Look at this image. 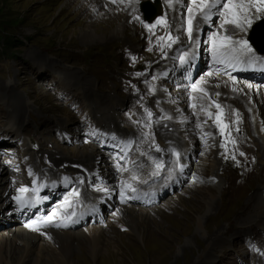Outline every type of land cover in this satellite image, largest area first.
Segmentation results:
<instances>
[{"label": "rangeland", "instance_id": "obj_1", "mask_svg": "<svg viewBox=\"0 0 264 264\" xmlns=\"http://www.w3.org/2000/svg\"><path fill=\"white\" fill-rule=\"evenodd\" d=\"M167 1L169 3V0H158V11L150 22L155 24V19L165 12L162 17L166 18L167 26H163L161 37H165L169 32L173 37H176L175 31L170 27L173 19H170L169 7L167 11L163 9L161 13L162 5ZM88 2L90 0H0V170L3 172L0 173V187L10 184L9 174L16 184L25 183L28 180L21 165L22 155L25 156L26 151L36 157L34 166L41 167L42 172L45 173L46 182L51 184L59 176L58 170H56L57 164L68 174L70 172L77 174L78 169L71 167L68 163L77 162V158L83 156L82 154L90 147L84 146L85 141L89 140L93 145L98 146L100 153H109L110 148L115 150L117 143L104 136L96 124L105 125L110 130H112V125H116L122 134H126L123 132L127 131L126 135L131 136V143L125 146L129 156H126L127 153L123 155L119 163L123 164L131 159L141 160L144 163L153 164L157 171L155 163H153V161H157L163 164L160 170L171 167L174 171L175 159L184 158V155L176 150L174 153H179V158L174 153H170L172 159L166 162V158L170 157L165 156L162 151L156 150L157 145L162 149L161 144L158 143V137L163 133L159 129L161 126H169L170 118L166 110H163L160 104L161 99L157 96L158 91L155 92L154 88L160 85L161 89L167 90L171 94L170 102L174 106L181 107L180 103L184 101L183 97L179 98L181 101L177 99V89L184 84L181 74L178 73L173 81L161 79L157 83V69L165 65L167 54L170 51V48L167 47V40L159 44L157 41L155 44L156 40H159L156 35L153 36L152 41L147 40L144 36L139 37L137 27L145 28L144 23H148L145 20L141 3L155 5L156 1L140 0L137 7L134 5L135 0H116V2L103 0V4L91 0V3L86 6ZM128 2L133 3L132 8H125L124 4H128ZM181 4L179 18L181 17L182 23L185 24L189 15L187 7L190 5V0H181ZM105 5L114 11V20L108 17L112 11ZM216 16H218L217 12ZM134 17H139V19ZM128 19L131 21L125 23V20ZM217 20L214 18L207 22L209 25H213V22H217ZM185 27L183 33L186 35L189 49L191 40L188 38ZM263 27L264 24L260 20L255 21L252 28L248 29L247 40L252 45L254 52L256 51L253 46L255 40L258 43L264 42ZM88 29L93 33L91 38L93 42L91 43L84 41L86 38L83 34ZM144 30L146 31V28ZM158 30L159 28H157ZM200 41L198 63L195 70L199 76L202 68L208 66L207 56L204 52L209 46L205 38ZM257 56L261 55L257 54ZM62 77H67L73 82L76 80L80 85L64 84L67 81ZM183 77L186 79L185 75ZM84 82L86 83L84 84ZM90 83L93 84V89H91L92 86H89ZM82 84L87 92H84L85 88ZM64 85L71 86V89H65ZM79 86L82 87L83 93L74 90H79ZM263 86L264 81L259 80L257 89L260 92L257 96L258 98L261 96V98H259L258 110L264 115ZM201 96L196 94L193 98L195 107H189L194 123L196 119H199L198 109L207 108L206 115L209 119L217 112L215 107L217 103L206 106L207 101L204 102V97ZM94 97H97V101L93 100L96 102L97 109L92 110L93 115L88 117L90 107L88 104ZM109 97L113 98L115 102L112 105L111 117H101L98 109L103 104L110 105L109 102V104L106 102V98ZM150 101L154 103L149 104ZM219 105L222 106V104ZM182 110L186 113L185 108ZM187 111L189 110L187 109ZM245 111L246 113L251 112ZM148 112L152 113L151 117ZM209 113L212 115L209 116ZM11 118L18 123L16 124L18 137L23 140L26 146L25 150L18 146L14 132L5 128V123ZM53 121L59 122L58 125L53 124ZM207 127L212 134L219 131L212 124H207ZM114 131L117 132V130ZM177 140L180 142L179 138ZM102 142H105L109 147L101 146ZM182 147L184 153H187V158H184L185 164L188 161L183 172L179 170V166L176 169L177 172L183 174L179 175L176 181L177 184H181L182 189L177 190L178 192L176 191L173 195L172 188H165L164 199L144 208L152 220L147 229L151 235L149 249L153 248L160 252L159 259L156 261L140 260L135 264H199L200 260L196 263L194 261L202 250H206V246L203 244L206 239L202 238L204 231L202 232L196 225H193L191 232L182 233L184 226L188 223L187 219L191 217V208L186 205L180 207L175 200L177 198L183 201L192 199L190 203L195 206L201 205L198 199L194 198V200L191 198L193 196L188 194L192 182L188 183V178L194 174L198 180L195 185L203 186L201 194L210 191L208 193H212L214 196L213 205L209 211L204 210L205 212L201 213L202 221L206 222V232L212 234L217 232L219 237H224L228 243L221 250L214 249V260L210 264H251V258L260 257L264 251L260 249V246H264L262 238L264 232L255 228L251 223V229L246 231L240 216H233L235 205L239 201L237 195L230 202V205L233 206L232 209L224 210L220 205V193L226 186H231V182L234 183V180L228 183L225 179L219 178L218 190L205 183V178L209 179V173L205 172L208 168L211 169L213 160L206 157L210 154V150L205 145L204 134L198 133V130L195 129L192 134V148L188 150L191 146L187 145ZM219 149L220 141L216 146L217 154ZM100 156L102 157V154ZM102 158L104 159V157ZM2 161L6 162L5 166L9 171L2 166ZM251 162L252 160L250 166L246 167L247 172L245 167L243 168L242 178L251 176L252 168L257 171L259 165L255 161L252 165ZM214 163H218V160H215ZM144 167L145 170L149 168L147 165ZM99 170L102 169L99 168ZM121 173L124 174L123 171ZM142 175L144 179L149 177L148 172L145 171ZM73 176L70 180H74ZM161 177L162 173L155 175L158 184L161 182ZM78 184L80 187L85 186L83 177L79 178ZM170 185L174 187L176 184H169V187ZM71 187V182L67 187L60 186V195H66ZM55 189L56 187L45 184L39 196L42 194V197L45 193L55 191ZM259 190L255 189L254 193H260L261 190ZM127 193L130 197V192ZM7 196L8 194L4 196L0 191L1 236L13 232L14 228H19H11V225L7 223L15 222L12 219H7L12 208V203L6 204ZM54 200L43 199L45 209L50 208V204L55 205ZM40 205L42 204L40 203ZM111 206L112 203L104 198L100 216L107 217L105 216L106 210ZM38 219L40 218L38 217ZM126 235L129 242L143 248L141 242L132 234L126 232ZM101 256L99 254L94 260L89 258V263L98 264L96 262Z\"/></svg>", "mask_w": 264, "mask_h": 264}, {"label": "bare ground", "instance_id": "obj_2", "mask_svg": "<svg viewBox=\"0 0 264 264\" xmlns=\"http://www.w3.org/2000/svg\"><path fill=\"white\" fill-rule=\"evenodd\" d=\"M102 1L103 0H96L98 4H103ZM90 3L91 0L86 3V6ZM137 4L138 3L135 0L134 5L136 7ZM105 6L107 8L109 7L108 5ZM124 6L129 9L133 7V3L131 4L128 2V4H124ZM156 6L159 8V5ZM181 6V0H171V3H168L167 1L161 8L162 13L163 9L167 11V8L169 7V15H171L170 19H173V21L171 20L170 27L175 31V36L179 39L169 47L170 51L167 54L165 65L157 69V83H159L161 79L173 81L178 73L181 74L184 79V84L177 89V99L181 101L179 98L183 97L184 101L183 103H180L181 107L174 106V104L170 102L171 94H169L167 90L161 89V87H159L160 85L154 88L155 92L158 91L157 96L161 99L160 104L163 107V110H166L170 118V125L161 126L159 129L163 134L158 137V143L161 144L162 152L165 156L170 157L166 158L167 162L172 159L170 153H174L176 150H179L181 155H184V158H187V153H184L182 146H191L188 150L192 148V134H194L195 129L198 130V133L201 132L202 135L204 134L205 145L210 150V154L206 157L209 160H213L211 161V169L208 168L205 172L209 173V179L204 177L205 183L209 187L218 190L220 185L219 178L225 179L228 183L234 180V183L231 182V186H226L220 193V205L223 206L224 210L232 209L233 206L230 205V202L232 198L237 195L239 201L235 205L233 216H240L246 231L251 229V223L255 228L261 229L264 232V115L259 113L258 110V105L260 104L259 98H261V96L259 98L257 96L260 92V90L257 89V83L259 80L252 81L251 79H242L241 77H236L237 75L228 74V71L230 70L229 66H231V64L238 63L241 65H247L249 62L255 61L252 58L253 55L259 58L256 60H260L262 55L259 53L258 49L254 47L256 51L253 54H249L247 60H245L243 55H239L237 59L232 60L231 64L227 62H215L212 55L211 40L209 39L212 34L217 33L220 36H231L233 40L247 39V35L249 34L248 29H236L231 25L227 26L226 30L220 28L221 18L216 16L217 10H213L212 18L209 21L214 20V18L220 20H217V22L214 21L213 25H209L207 21H203L200 17H197L193 21L194 33L192 34L190 47L188 49L186 35L183 33L185 24L182 23L181 17L179 18ZM109 8L111 9L110 11H112V8ZM144 10L145 8L142 6L143 13ZM164 13L165 12H163L160 17H162ZM114 15V11H112L108 17L114 20ZM154 17L151 16L150 18L153 19ZM130 21L131 19H128L127 21L125 20V23ZM137 28L139 31V37L144 36L149 41H152L151 39L154 35H156L157 38L163 35V26L161 25L153 27L151 31L148 29L145 31V28L142 27ZM157 28H159L158 31ZM83 36L86 38L84 40L85 42H93L91 40L93 33H91L89 29L85 31ZM262 36L264 37V33ZM202 38H205L206 41H208L207 44H209L204 52L205 56H207L208 66L202 68L201 75L199 76L195 70L198 63V51L201 44L200 40ZM197 40L199 41V44L196 43ZM157 41L158 44L163 43V41L156 40L155 44ZM260 43L264 44V42L261 41L258 44ZM237 47L239 46L237 45ZM257 54L261 56H257ZM181 56L185 57L186 62L181 63ZM209 73H211V75H209ZM183 75L187 78L185 79ZM62 78L67 81V83L64 84H69L71 86L73 84L80 85L76 80L73 82L68 80L67 77ZM85 83L86 82H84V84ZM193 83L197 84L198 87L206 89L210 94L211 99L209 100L208 97H204L201 92H194L192 90ZM84 84L82 85L85 88ZM92 85V83L89 84V86ZM217 85H219V87H217ZM71 86L64 85V88L71 89ZM79 88V90H74L83 93L82 87L79 86ZM93 88L94 87L92 86L91 89ZM148 91L150 92V90ZM84 92H87L86 88ZM217 92L220 93L219 96L216 95ZM196 94L204 97L203 101H207L205 104L206 106L217 103L222 104L221 109H217V112L214 113L210 119L206 115L207 108L204 107V109H198L197 116L199 119H196L195 115L196 120L194 123L193 115L189 107L195 105L193 98ZM190 97L192 99H190ZM106 99V102H109L110 105L103 104L99 107L98 111L101 114V117L105 116L106 118H110L112 105L115 102L111 97ZM93 100L97 101V97L90 99V103L88 104V106H90L88 117L93 115L92 110L97 109L95 106L96 102ZM153 103V101H150L149 104ZM182 108H185L186 113H184L183 110L181 111ZM244 108L251 112L246 113ZM187 109L189 111H187ZM218 112L221 113L223 123L227 125L225 128V135L223 136L215 122L216 114ZM52 123L58 125L59 122L53 121ZM16 124L18 123L11 118L10 121L8 120L7 123H5V128L14 132V135L18 140V146L25 150L26 146L23 140L18 137ZM207 124H212L219 131L212 134L209 131ZM96 125L102 131L104 136L117 143V145H115L116 148L115 150L110 148L111 151L109 150V153H100L98 146L93 145L89 140L88 142L85 141L84 146L90 147L82 154L83 156L77 158V162L68 163L71 167L73 166L78 169L76 171L78 175L73 172L68 174V172L60 169L57 164L56 170H58L59 176L55 182L51 184L49 182L47 183L44 176L45 173L42 172L41 167L34 166L37 160L35 159L36 157H33L28 151H26L25 156L22 155L21 162L28 180L25 183L21 182L16 184L8 173L10 184L2 185L0 191L4 196L8 194L6 204L12 203V208L10 210L11 214L7 219H12L15 222L7 223L11 225V228H19H14L13 232L6 233L2 236L0 235V264H90L89 258L94 260L99 254L102 256L98 258L96 262L98 264H135V262H140V260L156 261L159 259L158 256L160 255V252L153 248H151V250L149 249L151 246V235L147 229L152 220L144 209L156 203L149 205L142 204L140 206L139 204L134 205V203L131 202L132 198H129L128 193H126V197L122 201L119 196L121 181L132 184V186L137 189L136 193L129 191L130 197L141 194L150 195L159 192L163 193L164 188H172L174 195L177 190L180 191L182 189L181 184H177L176 181L177 178H179V175L183 174L177 172L176 169L179 164L186 166L188 161L186 160L187 163L185 164L184 158L181 157L179 163H177L178 160L175 159L174 171H172L171 167L159 170L158 174L162 173V177L160 178L161 182L158 184L155 180V175H153V173L156 172L153 164L144 163L141 160L135 161V159H129L130 161H125L123 164L119 163L123 155H126L128 152L125 149V146H128V142L131 141V136L126 135L127 131L123 132L126 134H122L116 128V125H112V130L107 129L106 126L102 124ZM114 130H117V132ZM177 138L180 139V142H178ZM219 141L220 149L217 154L216 146L219 144ZM221 144H225L226 147H221ZM99 153L102 154L104 159ZM241 153H243V155H241ZM126 156H129V154L127 153ZM215 160H218V163H214ZM251 160L252 165L253 161H255L259 167L257 171H254V168H252L253 173L251 176L248 175L249 177L242 178L241 175L243 168L245 167L244 169H246L247 172L246 167L250 166L249 164ZM5 164L6 162L2 161V166L9 171ZM145 165L149 167L146 170L144 167ZM99 168L102 170H99ZM121 171H123L124 174H122ZM144 171L149 174V177L146 179H144L142 175ZM0 173L3 172L0 170ZM29 173H31V175ZM72 175H74V180H70ZM194 175L188 178V183L192 181L190 185L191 189L188 194L193 196L191 198L198 199V202H200L201 205H193L190 203L192 199H186L187 201H183L177 198L175 200L180 207L186 205V207L191 208V217L190 219H187L188 223L186 222L187 224L184 226L182 233L187 234L191 232L193 225H196L202 230V232L204 231V237L202 238L206 239L203 243L206 246V250H202L194 263L200 260L199 264H210L214 260V249L221 250L224 245L228 243L224 237H219L217 232L214 234L206 232V222L204 223V221H202L203 218H201V213L205 212L204 210L209 211L210 207L213 205L214 196L212 193H208L210 191L201 194L203 186L201 187L199 184L195 185L198 180ZM133 176H136L135 180L132 179ZM81 177H83V183L85 184L83 187H80L78 184L79 178ZM239 177L241 178L238 180ZM152 178L154 179L153 181L151 180ZM69 182L72 184L71 189H69L66 195H60V186L67 187ZM45 184L53 186L54 188L56 187V189L55 191L45 193L41 197L42 194L40 196L39 194L41 190L44 189ZM169 184L176 185L174 187L170 185L169 187ZM20 187H27L29 189V191L24 194L27 200H38L42 204L34 210V215H31L28 210L19 213V206L12 197L19 195L16 189ZM105 189L107 191H105ZM255 189H260L261 192L254 193ZM74 190L79 193L78 196L73 194ZM158 195L159 197L162 196V194ZM56 196L59 198L55 199L54 197ZM104 198L112 203V206L106 210L105 216L107 217L100 216V213L102 212L101 204L103 203ZM43 199H50L51 201L55 199L53 201L55 202V205L50 204V208L45 209L46 206L42 201ZM4 200L6 199L4 198ZM66 200L70 202L67 206L65 205ZM160 201L161 200H158L157 203ZM130 206L138 208H131ZM53 209L57 212V216L54 220L60 222L61 226L57 227L55 223L49 224L44 222V225L38 227L37 230L25 227L26 224H30L32 221H42L41 218ZM73 212H75L76 215L71 217L70 220H60V218L65 215L71 216ZM81 213H83V215H81ZM38 217H40V219H38ZM0 220H2L1 217ZM92 220L94 222H92ZM216 229L218 230V228ZM126 232L132 234L137 240H139L143 248L137 247L129 242ZM262 238L264 240V234ZM260 249L263 251L264 246H260ZM251 264H264V251L260 254V257H252Z\"/></svg>", "mask_w": 264, "mask_h": 264}, {"label": "snow or ice", "instance_id": "obj_3", "mask_svg": "<svg viewBox=\"0 0 264 264\" xmlns=\"http://www.w3.org/2000/svg\"><path fill=\"white\" fill-rule=\"evenodd\" d=\"M113 2H116V0H113ZM137 3H139V0H136ZM169 3H171V0H169ZM213 10H217L218 16L221 18V24L220 28L225 29L227 26L231 25L236 29L246 30L252 28V25L255 21H260L264 19V0H190V5L187 7L188 12V18L185 21L186 27L185 31L187 32V35L189 37V40L192 39V32H193V21L200 17L203 21H209L212 18ZM136 19H139V17H134ZM147 18L145 17V20ZM143 22V21H142ZM161 25V26H167V21L165 17H160L155 19V24H152L151 22L144 23V27L151 31L153 27ZM160 41L167 40V47H171L172 43H175L178 41V37H173L171 33H166L165 37H158ZM209 39L211 40L212 44V55L213 59L217 63H232V60L237 59L239 55H243L245 60L248 59L249 54L254 53V49L251 44H249L247 39L242 40H233L231 36H220L217 33L212 34ZM197 44H199V41H196ZM237 45L239 47H237ZM151 50V49H149ZM253 60L259 59L258 57H255L253 55ZM133 60H135V57H133ZM181 63L186 62L185 57H180ZM139 75V74H138ZM211 75V73H209ZM155 78V77H154ZM219 87V85H217ZM192 90L194 92H201L204 97H208L209 100L210 94L207 92L206 89L198 87L197 84H192ZM217 96L220 95L219 92L216 93ZM203 98V97H202ZM190 99H192L190 97ZM192 107H195V105H191ZM217 109H221V105L216 104L215 105ZM203 107V106H201ZM147 111V110H146ZM149 117H151L152 113L148 112ZM209 116L212 115V113L208 114ZM216 125L219 128L221 135H225V128L227 125H225L221 119V113L218 112L216 114ZM115 139V137H114ZM129 144L131 141L128 142ZM221 147H226L225 144H221ZM157 151H162V149L159 148V146H156ZM177 158H179V153H174ZM243 155V153H241ZM234 159V157H233ZM155 163L157 171L153 173V175H157L159 170L163 167V164L161 162L153 161ZM179 163V160L177 161ZM184 165L179 164V170L183 172ZM31 175V173H29ZM171 176V173H170ZM133 180L136 179V176L132 177ZM17 193L19 195H15L12 197V199L16 202V204L19 206L20 209L25 208H31L35 207V205L39 202L38 200H27L25 198V193L29 191L27 187H20L16 189ZM105 191H107L105 189ZM136 193L137 189L132 186V184H129L125 181H121L120 185V192L119 196L121 200L123 201L126 197L127 192ZM74 195H79L78 192L74 190ZM129 198H135V197H129ZM69 201H65V205H69ZM76 215L75 212L71 214V216H63L60 218V220L67 221L70 220L71 217H74ZM83 215V213H81ZM57 216V212L55 209H53L51 212H49L47 215L43 216L41 220L45 223H55L57 227L61 226L60 222H57L54 220V218ZM74 222V221H73ZM38 221H32L30 224H26L25 227L32 228V230H37L34 225H37ZM66 226V225H64Z\"/></svg>", "mask_w": 264, "mask_h": 264}, {"label": "water", "instance_id": "obj_4", "mask_svg": "<svg viewBox=\"0 0 264 264\" xmlns=\"http://www.w3.org/2000/svg\"><path fill=\"white\" fill-rule=\"evenodd\" d=\"M145 10H144V16L147 18V20L151 19L150 17L155 13V9H153L152 6H150L149 4L144 5ZM146 8H150V10L146 9ZM262 24H264V20H262ZM263 32H264V27H263ZM253 46L258 49V51L260 53L264 54V44L260 43L258 44V42L255 40V42L253 43Z\"/></svg>", "mask_w": 264, "mask_h": 264}]
</instances>
